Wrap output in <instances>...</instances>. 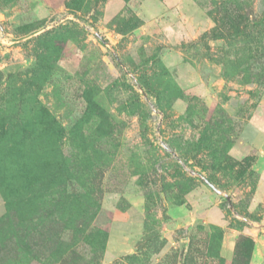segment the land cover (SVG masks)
Returning a JSON list of instances; mask_svg holds the SVG:
<instances>
[{
    "label": "rangeland",
    "instance_id": "374dc122",
    "mask_svg": "<svg viewBox=\"0 0 264 264\" xmlns=\"http://www.w3.org/2000/svg\"><path fill=\"white\" fill-rule=\"evenodd\" d=\"M1 198L0 264H264V0H0Z\"/></svg>",
    "mask_w": 264,
    "mask_h": 264
},
{
    "label": "crops",
    "instance_id": "0c3cea01",
    "mask_svg": "<svg viewBox=\"0 0 264 264\" xmlns=\"http://www.w3.org/2000/svg\"><path fill=\"white\" fill-rule=\"evenodd\" d=\"M0 205L3 207V212H2V214L0 215V216H2V215L4 214V212H5L4 201L2 200V198H1V204H0Z\"/></svg>",
    "mask_w": 264,
    "mask_h": 264
},
{
    "label": "water",
    "instance_id": "95a60500",
    "mask_svg": "<svg viewBox=\"0 0 264 264\" xmlns=\"http://www.w3.org/2000/svg\"><path fill=\"white\" fill-rule=\"evenodd\" d=\"M143 94V96L145 97V94L144 93H142ZM167 151H169L166 147H164ZM207 184L212 188V189H214V187L211 185V184H209L208 182H207Z\"/></svg>",
    "mask_w": 264,
    "mask_h": 264
}]
</instances>
